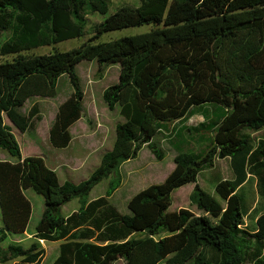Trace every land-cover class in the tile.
I'll list each match as a JSON object with an SVG mask.
<instances>
[{
  "label": "trees",
  "instance_id": "trees-1",
  "mask_svg": "<svg viewBox=\"0 0 264 264\" xmlns=\"http://www.w3.org/2000/svg\"><path fill=\"white\" fill-rule=\"evenodd\" d=\"M93 10L107 14L103 0ZM125 6L96 28L89 42L78 48L46 55L26 52L81 37L83 0H0V35L12 34L0 47V149L17 162H0V205L5 228L0 230V264H41L40 241L62 242L53 264H264V214L255 230L245 227L246 207L238 196L250 178L258 181L264 199V0H140ZM75 19L76 22L72 21ZM152 26L149 32L111 42L104 34L131 27ZM96 60L119 65V82L104 91L109 110L120 107L125 122L117 125L110 152L87 180L60 183L55 171L40 157L22 159L20 146L5 124L6 117L21 133L34 134L40 121L38 106L28 113L34 98H54L60 79L68 76L72 96L60 105L49 140L67 148L70 128L84 114V93L76 66ZM194 116L204 121L189 127ZM260 134L254 140L251 134ZM166 134L175 149L174 162L181 184L214 167V159L230 160L233 178L221 180L216 193L222 202L198 184L190 203L203 214L183 211L174 216L173 239L141 236L145 216L152 220L151 204L161 203L163 216L171 183L155 188V201L146 195L132 204V215H122L109 203L120 186V168L148 147L158 161L164 152L153 138ZM113 177L105 197L89 200L91 191ZM31 189L43 196L45 210L34 241L1 244L7 232L27 231L32 207L24 195ZM77 199L78 211L68 217L62 206ZM145 204L141 206V204ZM140 235V236H138ZM171 247L169 250L168 248ZM170 255V256H168ZM168 256V257H167Z\"/></svg>",
  "mask_w": 264,
  "mask_h": 264
},
{
  "label": "rangeland",
  "instance_id": "rangeland-1",
  "mask_svg": "<svg viewBox=\"0 0 264 264\" xmlns=\"http://www.w3.org/2000/svg\"><path fill=\"white\" fill-rule=\"evenodd\" d=\"M108 7V12L102 15L93 10V0H83L82 12L80 15L83 25V34L81 37L63 41L51 47H42L27 51V55H46L54 51H69L80 47L89 42L96 34V28L103 23L108 17L113 15L122 7L130 6L140 7V0H103ZM72 21L76 22L75 19ZM152 26L131 27L122 30L108 32L101 36L98 42H111L128 36H134L149 32ZM11 30L0 35L1 45L11 37ZM13 56L0 57V63L12 61ZM100 65L96 60H84L76 66V74L80 79V86L84 93L83 107L84 114L71 128L72 145L65 149H56L49 140V132L54 124L55 117L60 105L67 101L73 94L74 88L68 76L60 79L57 86V95L54 98H34L28 101L23 111L28 113L33 106H38L41 121L34 134L21 133L5 117L4 122L12 128L21 150L23 159L28 157H40L44 160L46 166L55 171L59 182L62 184L66 181L72 184H79L87 180L93 171L100 165L102 156L110 152L116 139L117 125L124 123L125 120L120 114V107L115 110L108 109L104 99V91L119 82L120 66L111 65L103 66L102 72L99 73ZM204 119L201 116H194L187 122V126H197ZM166 134L158 135L153 138L155 143L164 152V159L158 161L151 153L148 147H144L138 157L126 162L120 168V186L109 197V203L113 205L120 214L132 215L130 209L132 204L140 205L141 200L148 195L152 201H155V188L164 187L159 192L169 190V184L174 186L168 196L166 209L163 216H168L169 221L159 219V208L161 203L151 204L150 209L152 220L149 221L145 216V224L140 233L141 236L149 235L159 239H173L179 234V231L173 229L175 222L174 216L180 212L186 211L193 215L203 214L195 205L190 203V195L196 184L205 192L222 202L216 193V185L221 180H230L233 178V172L228 158L214 159V167L201 172L193 181L181 184V177L176 173V156L175 149L170 145ZM252 138L257 141L260 134H251ZM71 157H76L82 163L74 168H70L66 161ZM17 158L12 157L8 152L0 149V162H17ZM114 178L110 177L97 185L90 193L89 200H95L105 197L109 190V183ZM171 179L167 184V181ZM25 197L31 204L32 213L28 223L27 231L22 235H15L7 232V239L1 244L7 247L11 243H20L25 248L31 246L34 241L36 227L38 226L45 210V201L43 196L36 194L33 190L24 191ZM238 196L245 203L246 217L245 227L249 230H255L257 218L264 214V199L259 195L258 181L256 178H250L248 183L238 191ZM145 204H141L144 206ZM80 208L77 199L72 200L62 206L61 213L64 217L71 215ZM5 228L1 205H0V230ZM138 235V236H140ZM45 250V257L41 264H53L59 256V246L61 242H44L40 241ZM171 247L168 248V250ZM170 256V255H168ZM167 256V257H168ZM18 259L15 262H19ZM10 262L8 264H15ZM115 264H125L119 260Z\"/></svg>",
  "mask_w": 264,
  "mask_h": 264
},
{
  "label": "crops",
  "instance_id": "crops-1",
  "mask_svg": "<svg viewBox=\"0 0 264 264\" xmlns=\"http://www.w3.org/2000/svg\"><path fill=\"white\" fill-rule=\"evenodd\" d=\"M73 141H71L70 145H72ZM23 159V158H22ZM68 163H69V166L70 168H74L76 167L77 165H80L81 160L79 158H76V157H71L69 159L66 160ZM90 201H93V200H90ZM78 211V210H77ZM76 212V211H75ZM74 213V212H73ZM68 217V216H67ZM61 242V241H60ZM62 243V242H61ZM61 245V244H60ZM60 247V246H59Z\"/></svg>",
  "mask_w": 264,
  "mask_h": 264
}]
</instances>
